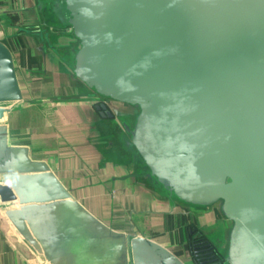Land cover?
<instances>
[{
    "label": "water",
    "instance_id": "water-1",
    "mask_svg": "<svg viewBox=\"0 0 264 264\" xmlns=\"http://www.w3.org/2000/svg\"><path fill=\"white\" fill-rule=\"evenodd\" d=\"M80 47L76 76L138 109L150 174L177 199L232 222L224 264H264V0H59ZM23 98L0 40V103ZM101 113L112 115L107 105ZM0 196L20 233L56 264H128V241L76 200L0 124ZM101 252H95L100 249ZM107 247V250H106ZM134 264H182L132 242Z\"/></svg>",
    "mask_w": 264,
    "mask_h": 264
},
{
    "label": "crops",
    "instance_id": "crops-1",
    "mask_svg": "<svg viewBox=\"0 0 264 264\" xmlns=\"http://www.w3.org/2000/svg\"><path fill=\"white\" fill-rule=\"evenodd\" d=\"M0 40L13 53L23 95L0 103L9 143L27 146L76 200L126 235L128 264H134L132 242L138 237L157 243L182 264H196L191 225L226 254L232 223L219 205L183 202L157 183L130 143L138 109L100 96L76 76L80 41L59 0H0ZM101 103L111 116L101 113ZM18 207L0 196V264H56L13 224L7 211Z\"/></svg>",
    "mask_w": 264,
    "mask_h": 264
},
{
    "label": "trees",
    "instance_id": "trees-1",
    "mask_svg": "<svg viewBox=\"0 0 264 264\" xmlns=\"http://www.w3.org/2000/svg\"><path fill=\"white\" fill-rule=\"evenodd\" d=\"M189 243L196 264H224L223 254L196 227L189 226Z\"/></svg>",
    "mask_w": 264,
    "mask_h": 264
},
{
    "label": "rangeland",
    "instance_id": "rangeland-1",
    "mask_svg": "<svg viewBox=\"0 0 264 264\" xmlns=\"http://www.w3.org/2000/svg\"><path fill=\"white\" fill-rule=\"evenodd\" d=\"M232 223V222H231Z\"/></svg>",
    "mask_w": 264,
    "mask_h": 264
}]
</instances>
